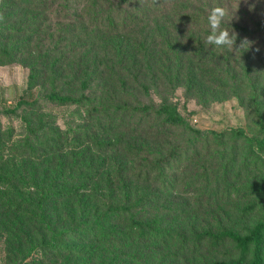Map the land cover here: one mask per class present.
<instances>
[{
  "label": "trees",
  "instance_id": "obj_1",
  "mask_svg": "<svg viewBox=\"0 0 264 264\" xmlns=\"http://www.w3.org/2000/svg\"><path fill=\"white\" fill-rule=\"evenodd\" d=\"M50 1L57 5L54 2L58 0H37L42 4ZM8 3L10 0L7 5ZM7 5L5 4L4 8ZM76 5H82L84 11L90 13L95 10L98 23L94 27L107 29L109 32L125 30L127 27L139 24L136 16H143L147 18L144 20L150 23L151 18L164 13L170 17L167 20L168 30L177 39L182 37L184 32L195 33L199 39L201 36H208L211 29L207 17L210 10L218 6H213L210 0L205 2L201 0H61L56 13H59L60 9L71 12L76 9ZM51 17L52 12L36 21L33 27L42 28ZM2 26L0 25V28ZM221 27L228 28L229 31L234 30L238 35L264 36V21L259 19L235 21L225 18ZM14 28L15 26L11 27ZM69 30L56 32L53 48L46 53L45 59L48 60L49 56L51 58L55 53L58 55L51 59L47 71H42L43 68L38 63L30 66L27 82L29 92L37 87L38 81L43 77L48 78L49 88L40 98L31 101L21 99L17 103V108L5 110L6 113L20 118L25 126V135L16 143L10 141V136H7L6 140L0 137V187L9 188L16 196L15 181H21V187L27 185L21 171L22 161L31 156L37 157L43 150H49L56 143V132L51 127L50 115L17 114L18 108L22 106L36 110L40 99L57 105L73 106L76 112L81 114V118L86 116L109 119L116 125H119L125 116H130L135 122L149 124L151 126L149 133L151 131L157 135L159 141L163 142L167 135L172 137L163 142L150 160L145 161L140 167L141 163L132 166L126 161L129 156L126 151L131 150V147L129 144L126 146L123 144V130L122 133L116 134L113 141L93 136L92 142L98 158L95 160L91 158L81 164L74 161L71 172L75 170V178L71 183L65 184L66 176L62 185L58 184V178L51 179L49 183L45 182V178L42 190L35 200L24 196L9 199L0 188V202L2 198L5 200L0 203V220L10 222V218L15 216L16 212L21 211L22 208H31L32 205L43 208L54 199H75L79 206H85L86 211L93 213L94 217L72 221L69 225H96L92 230L103 240V245L108 246L111 242L119 246L123 245L122 247L129 251L126 256L138 262L140 261L135 255L162 250L163 260L172 264H264V211L262 217L252 225H239L238 228L231 225L236 218L241 219L251 213L256 207V200L261 201L264 198V177L246 183L247 192L254 191L256 197L255 200L241 206L234 220L226 219L224 222H218L215 227H206L199 226L196 219L191 222L190 216L198 214L199 205L210 194L218 195L219 200H229L231 196L242 193L244 187L233 181L231 172L237 166L240 153L242 154L240 168L243 170L249 163L256 165L263 162L264 113L259 109L255 111L258 132L252 135L239 128L219 132L195 128L181 115L176 103L165 96H161L159 101H155L150 96L152 87L144 80V72L151 80L156 77L153 58L146 62L144 71L132 70L131 66L122 68L118 73L108 68L100 69L101 62L92 64L87 62L85 45L80 43L75 46L68 41L75 38L74 32ZM21 31L22 29L15 33ZM98 35L102 43L105 35L97 33L87 36L89 49H94L100 44L96 43ZM29 40L30 36L24 34L15 38L13 43H8L1 34L0 66L12 64L16 60L17 48ZM196 44L201 50L204 49L201 40L196 41ZM166 45L175 54L181 51L179 47L169 43ZM68 59H72L75 69L70 71V78H65L61 65ZM108 80L111 81L112 86L108 84ZM76 81L77 89L72 91L71 88ZM93 83H96V90H100L99 93L96 91L97 94L94 96L90 93ZM168 88L173 91L174 85L171 83ZM132 89L139 90L143 99L133 103L122 99L133 97ZM114 91L123 97H118ZM103 95L112 99L105 100ZM72 141H76L74 136H69L67 143ZM15 145L18 147H13ZM226 149H229V153ZM216 150L220 153L227 151V159L221 170L211 171L212 161L208 156ZM9 154L16 155L19 160L18 169H12L11 172L4 170L5 160ZM245 154L244 159L242 156ZM98 164H102L103 174H99ZM138 166L140 169L136 170ZM187 166L197 167L196 173L187 177L178 175ZM83 170H86L87 174H83ZM93 171L98 175L92 176ZM72 182H77V186L72 185ZM91 184L92 189L87 188ZM106 189L112 197L103 198L97 206L90 204V199L95 197L94 192L100 196ZM188 199H191V211ZM168 214L173 218L167 216ZM111 216L123 218L125 227L116 229L101 226L107 225L106 219ZM27 220L25 217H18L12 225L3 226L8 227L9 234L12 232L23 234L25 229L23 225H26ZM72 232V227H63L52 234L50 241L39 244L41 247L73 252V247L64 240V237ZM202 249L213 252L224 250L225 254L222 258L212 257L191 263L188 261L179 263V259L188 260L187 257ZM101 262L104 263V260ZM105 264H120L118 256L108 257V262Z\"/></svg>",
  "mask_w": 264,
  "mask_h": 264
},
{
  "label": "rangeland",
  "instance_id": "obj_2",
  "mask_svg": "<svg viewBox=\"0 0 264 264\" xmlns=\"http://www.w3.org/2000/svg\"><path fill=\"white\" fill-rule=\"evenodd\" d=\"M205 1L201 0V2ZM7 2L8 0H0V25H3L0 28V35L3 34L8 43H13L15 38L24 34L29 35L30 40L17 48L16 60L12 64L0 66V137L2 139L6 140L7 136H10V141L16 143L25 135V126L20 118L6 113L5 110L17 108V103L21 99L25 101L38 99L49 88L48 78L43 77L38 81L37 87L29 92L27 82L30 66L38 63L43 68L42 71L49 69L51 59L58 54H53L51 58L49 56L48 60L45 59V55L53 48L56 32L65 29H70L69 31H73L75 35L74 39L68 41L75 46L80 43L85 45L87 62L90 64L101 62L100 69L108 68L118 73L122 68L131 66L132 70L144 71L146 62L153 58L156 77L151 80L145 72V79L143 77L152 87L150 96L155 101L165 96L176 103L181 115L193 127L203 131L218 132L239 128L249 135L258 132L255 111L259 109L264 113V36L238 35L237 47L240 40L245 37L252 42L251 47L246 51L230 52L206 44L204 41L207 36H201L199 39L195 33L184 32L182 37L177 39L168 30L167 20L170 17L164 13L151 18L150 23L144 20L147 18L136 16L139 24L127 27L125 30L109 32L107 29L94 27L98 23L96 11L92 10L91 13L84 11L82 5H76V9L71 12L60 9V12L56 13L61 0L54 2L57 5L52 4L51 1L42 4L37 0H10L8 5ZM210 2L213 6L224 7L227 12L225 18L230 20L264 21V0H210ZM5 4L6 8H4ZM99 11L103 14L101 10ZM51 12V19L43 24L42 28L33 27L36 21ZM12 26L15 28L11 29ZM20 29L21 32L15 33ZM47 30L49 31L46 32ZM97 33L106 37L100 43L101 39L98 35L96 43L100 44L94 49H89L87 36ZM198 40L203 42V50L197 46ZM167 43L179 47L181 51L175 54L166 45ZM61 68L63 76L70 78V71L75 69L74 62L68 59ZM107 82L112 86L111 81ZM171 83L174 85L173 91L168 88ZM77 84L76 81L71 88L72 91L77 89ZM132 90L133 97L125 98L117 91L114 93L129 103L143 99L139 90ZM96 91L99 93L100 90H96V83H93L90 93L94 96L97 94ZM104 98L112 99L108 96ZM23 113L50 115L51 127L56 132L57 138L55 145L49 150H43L37 157L31 156L22 161L21 171L27 185L21 187V181L16 180V196L9 188L0 187L9 199L24 196L35 200L42 190L45 178L47 183L53 178H58V184L62 185L66 176L65 184L71 183L75 178V170L71 172L74 161L81 164L91 158L94 160L98 158L92 142L93 136L113 141L116 134L122 133L123 130V144L125 146L129 144L131 147V150L126 151L129 153L126 161L132 166L141 163L140 167L145 161L150 160L163 142L168 141L171 136L167 135L161 142L157 135L151 131L149 133L151 127L149 124L135 122L130 116H125L119 125H116L109 119L86 116L81 118V114L76 112L73 106L57 105L41 99L36 110L25 106L18 108L17 114ZM69 136H74L76 141L67 143ZM13 147L16 148L18 145ZM226 150L229 153V149ZM227 151L220 153L216 150L208 156L212 161L211 171L221 170L227 159ZM241 155V153L238 155L237 166L231 174L234 179L232 180L244 187L242 193L231 196L229 200H219L218 195L214 193L208 195L199 205L198 214L190 215L191 222L196 219L199 226L215 227L218 222H224L226 219L234 220L242 205L255 200V192H247L246 183L264 177V160L256 165L249 163L243 170L240 168ZM245 157L246 154L242 156L244 159ZM5 164L4 170L11 172L12 169H18L19 160L16 155L9 154ZM101 165H97L100 168L99 174L104 173ZM140 167H136V170ZM196 168L187 166L178 175L181 177L193 175L196 173ZM83 174H87V171L83 170ZM91 175L98 174L93 171ZM72 185L77 186V182ZM87 188L92 189V184ZM101 195L98 196L94 192L95 197L90 199V204L97 206L103 198L112 197L107 189ZM188 200L190 209L191 199ZM4 201L2 198L0 203ZM255 203L256 207L251 213L232 222L234 228H238L239 225H252L262 217L264 198L261 201L256 200ZM167 216L173 218L170 214ZM18 217L28 219L26 225H23L25 228L23 234L22 232L9 234L8 227L3 225H12ZM93 217L94 214L88 213L85 206H79L75 199H54L43 208H36L34 205L28 209L22 208L10 218V222L0 220V264H105L108 262V257L114 255L118 256L120 264H172L163 260L162 250L135 255L140 261L138 262L126 256L129 251L122 247L123 245L119 246L112 242L108 246L103 245V240L92 230L96 225H69L72 221ZM106 222L107 225L101 226L116 229L125 227L121 217L111 216ZM63 227L73 229L71 234L64 237L65 243L73 247V252L41 247L40 242L50 241L52 234ZM224 254V250L213 252L202 249L187 257L188 260L179 259V263L186 261L191 263L212 257L222 258ZM102 260L104 263L101 262Z\"/></svg>",
  "mask_w": 264,
  "mask_h": 264
},
{
  "label": "clouds",
  "instance_id": "obj_3",
  "mask_svg": "<svg viewBox=\"0 0 264 264\" xmlns=\"http://www.w3.org/2000/svg\"><path fill=\"white\" fill-rule=\"evenodd\" d=\"M226 15L225 8L221 6L213 7L210 10L207 20L211 33L205 38L204 42L208 45L224 48L230 52L248 50L251 47V41L245 37L240 40L239 46L237 47L238 34L234 30L229 31L228 28L221 27Z\"/></svg>",
  "mask_w": 264,
  "mask_h": 264
}]
</instances>
